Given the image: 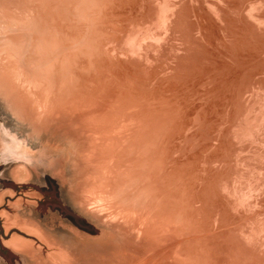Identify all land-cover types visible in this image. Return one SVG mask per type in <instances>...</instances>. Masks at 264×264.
<instances>
[{
  "label": "rangeland",
  "instance_id": "1",
  "mask_svg": "<svg viewBox=\"0 0 264 264\" xmlns=\"http://www.w3.org/2000/svg\"><path fill=\"white\" fill-rule=\"evenodd\" d=\"M0 81V264H264V0H0Z\"/></svg>",
  "mask_w": 264,
  "mask_h": 264
},
{
  "label": "flooded vegetation",
  "instance_id": "2",
  "mask_svg": "<svg viewBox=\"0 0 264 264\" xmlns=\"http://www.w3.org/2000/svg\"><path fill=\"white\" fill-rule=\"evenodd\" d=\"M11 197L10 194H8V199ZM0 226H2V222H1V219H0Z\"/></svg>",
  "mask_w": 264,
  "mask_h": 264
},
{
  "label": "bare ground",
  "instance_id": "3",
  "mask_svg": "<svg viewBox=\"0 0 264 264\" xmlns=\"http://www.w3.org/2000/svg\"><path fill=\"white\" fill-rule=\"evenodd\" d=\"M1 81H2V80H1ZM1 81H0V82H1ZM6 82H7V81H6ZM1 84H2V82H1ZM5 84H6V83H5ZM2 86H3V85H2ZM10 93H11V92H10Z\"/></svg>",
  "mask_w": 264,
  "mask_h": 264
}]
</instances>
